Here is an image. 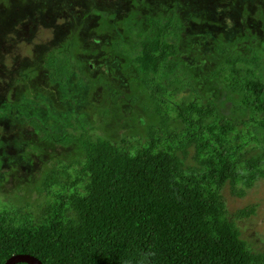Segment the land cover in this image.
<instances>
[{
    "label": "trees",
    "instance_id": "obj_1",
    "mask_svg": "<svg viewBox=\"0 0 264 264\" xmlns=\"http://www.w3.org/2000/svg\"><path fill=\"white\" fill-rule=\"evenodd\" d=\"M171 2L164 14L149 17L129 48L121 39L110 42L130 57L158 116L144 141L128 144L134 134L112 141L88 124L56 130L28 119L42 138L62 148L77 145L84 157L58 161L46 175L39 191L48 200L36 214L0 206V264L18 253L42 264H264V251L249 249L235 222L253 206L232 213L221 194L227 183L242 196L264 176V39L258 48L229 53L218 35L227 41L236 29L203 24L216 16L212 0L179 4L184 20L177 18V0ZM227 15L231 22L238 16ZM184 21L190 22L181 33ZM180 34L201 40V53H216L206 88L220 87L233 111H249L247 119L225 115L193 85L200 61L179 53ZM46 67L61 82L68 58L51 51ZM186 88L191 95L181 93ZM177 120L182 126L175 130L169 123ZM257 147L261 152L252 155Z\"/></svg>",
    "mask_w": 264,
    "mask_h": 264
},
{
    "label": "rangeland",
    "instance_id": "obj_2",
    "mask_svg": "<svg viewBox=\"0 0 264 264\" xmlns=\"http://www.w3.org/2000/svg\"><path fill=\"white\" fill-rule=\"evenodd\" d=\"M212 1L216 16L206 18L203 24L213 26L214 31L236 29L227 41L223 32L218 35L227 43V52H245L253 44L258 48L264 39V0ZM185 3L195 4L193 0H177L176 15L180 20L184 16L179 4ZM173 4L171 0H0L1 207L36 214L48 200L39 191L46 175L57 170L58 161L84 157L77 145L62 148L42 138V133L28 122L30 117L56 130L69 129L76 123L88 124L96 135L112 141L126 134H134L128 144L144 141L147 125L156 122L158 116L150 111L151 100L148 92L141 89L130 57L113 51L110 42L121 39L124 49L129 48V43L148 26L149 17L164 14ZM225 12L238 16L231 22ZM189 22L180 27L181 33L188 30ZM200 22L194 23L201 27ZM180 35L179 53L192 62L200 61V68L192 72L193 85L225 115L247 119L249 111H233V103L220 87L206 88L208 80L204 75L213 70L216 53L210 50L203 54L206 46L197 45L201 40ZM92 37L98 39L95 46ZM203 43L209 44L207 40ZM51 51L59 58H68L69 72L61 82L51 79L46 69ZM181 93L190 94L187 88ZM169 125L175 130L182 126L178 120ZM249 152L255 155L261 149ZM221 189L230 212L253 206L252 213L235 222L249 249L263 252L264 176L245 188L242 196L232 194L227 183Z\"/></svg>",
    "mask_w": 264,
    "mask_h": 264
},
{
    "label": "water",
    "instance_id": "obj_3",
    "mask_svg": "<svg viewBox=\"0 0 264 264\" xmlns=\"http://www.w3.org/2000/svg\"><path fill=\"white\" fill-rule=\"evenodd\" d=\"M17 262H25L28 264H42L37 258L28 254H13L8 257L3 264H14Z\"/></svg>",
    "mask_w": 264,
    "mask_h": 264
}]
</instances>
